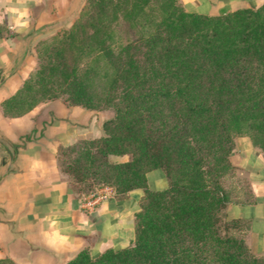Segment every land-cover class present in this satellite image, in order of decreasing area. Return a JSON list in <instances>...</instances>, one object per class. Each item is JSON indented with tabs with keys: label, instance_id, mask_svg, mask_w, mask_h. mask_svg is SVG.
<instances>
[{
	"label": "trees",
	"instance_id": "1",
	"mask_svg": "<svg viewBox=\"0 0 264 264\" xmlns=\"http://www.w3.org/2000/svg\"><path fill=\"white\" fill-rule=\"evenodd\" d=\"M86 3L87 17L47 45L40 68L1 104L7 118L56 100L114 110L103 134L60 145L56 158L75 195L96 185L110 187L117 201L142 192L134 238L120 250H81L66 264H264L238 236L250 221L231 210L255 198L230 161L239 138L264 156V4L208 16L180 0ZM153 12L160 16L148 19L152 31L108 43L115 26ZM89 53L110 69L105 87L88 81V67L81 75ZM155 170L165 189L148 186Z\"/></svg>",
	"mask_w": 264,
	"mask_h": 264
},
{
	"label": "crops",
	"instance_id": "2",
	"mask_svg": "<svg viewBox=\"0 0 264 264\" xmlns=\"http://www.w3.org/2000/svg\"><path fill=\"white\" fill-rule=\"evenodd\" d=\"M81 2L0 0V260L13 264H66L81 250H120L134 238L141 191L123 201L113 195L90 210L70 191L58 168L60 145L102 134L96 112L61 100L17 118L1 112L2 102L32 70L36 43L44 34L68 27ZM180 2L187 11L208 16L264 4V0ZM233 156L234 166L247 174L255 202L235 206L231 212L250 221L247 244L264 254V156L247 138L236 140Z\"/></svg>",
	"mask_w": 264,
	"mask_h": 264
},
{
	"label": "rangeland",
	"instance_id": "3",
	"mask_svg": "<svg viewBox=\"0 0 264 264\" xmlns=\"http://www.w3.org/2000/svg\"><path fill=\"white\" fill-rule=\"evenodd\" d=\"M86 2H87V0H82L81 4L79 5V7L76 11V15H75L74 19L72 20V22L70 23V25L68 27L64 25L62 28H60L58 30H54V32H52V33H46V34H44V38H42L41 40H39L36 43L35 49H34V55H33V61H34L33 62V68L30 71L27 78L33 72L38 70V68H40L39 63L43 62V60L45 59V56L48 55L46 52L47 45H51L54 42H56L57 40H60L61 37H63L64 32L69 31L71 29V27L73 26V24L75 23V21H78L79 18L87 17V15L90 13V9L88 8V5ZM74 8H73V10H74ZM159 16H160V14L155 13V12L148 13V15H146V17L141 16L134 23H130V24L129 23L128 24L123 23V24L115 26L113 32H111V34H110V40L108 43L110 45L121 46V45H124V44L132 41V40H135L140 35L144 34L147 30L152 31L154 29V24L150 25V24H146V23H147L148 19H155L156 20L157 17H159ZM80 63H82V64H80ZM80 66L82 67L81 68V75L83 74L82 71L84 72V69L86 67L89 68L88 71L90 74V76H89L90 78H88V81H90L92 84H94L95 88L99 89L100 87H105L106 84L108 83L110 77H111V72L109 71L110 69L108 68V66L105 65V63L102 61V59L94 57V55H92L91 53L86 54V57H84V58H82V60H80L79 67ZM62 98H64V97L62 96ZM56 101H58V100H56ZM45 103H49V102H45ZM41 104H44V103H39L37 106H39ZM94 112H96V115L98 116V121L100 122V126H101V132L103 134V131H102L103 123H105L106 121H108L114 117V110H113V108H107V107L103 106V108L101 110H98V111L96 110ZM79 140H86V139H77L75 142H78ZM75 142H73L72 144H66V145H73ZM233 157L234 156L232 153V155L230 156V161L232 162V164H233V161H232ZM127 159H128L127 157H123V158H113L112 160L113 161H119V162H125V161H127ZM147 177H148L147 178L148 179V186L151 189L161 190V189H165L167 187V181L165 179V176L160 170H155V171L150 172L147 175ZM247 179L248 178H247V174L245 173V171L241 170V171L237 172V181L238 182H240V183L247 182L248 183ZM106 188L111 189L110 187H107V186L106 187H100V186L96 185L91 190L84 191L83 194H79L76 196L79 197L81 202H83L84 199L86 200V199L96 198L97 196H99L102 193V190L106 189ZM228 188L229 189L231 188L230 184H228ZM110 192L113 196L114 192L112 189ZM94 207H91V208L89 207L88 209L91 210L92 208L94 209ZM248 231H250V230L248 229L247 232L244 230V233L238 234V236H242V234H243V236L246 239V243H247ZM249 248H250V246H249ZM254 250H252V248H250V251L254 256L260 257V258L264 257V254L258 253L256 251V249H254Z\"/></svg>",
	"mask_w": 264,
	"mask_h": 264
},
{
	"label": "built area",
	"instance_id": "4",
	"mask_svg": "<svg viewBox=\"0 0 264 264\" xmlns=\"http://www.w3.org/2000/svg\"><path fill=\"white\" fill-rule=\"evenodd\" d=\"M110 191H111V189L106 188V189H103L102 193L99 196H97L96 198L86 199V200L84 199L82 202V206L85 208H89V207L91 208V207H94L95 205H97L98 203H100L101 201H105V200L111 198L112 194Z\"/></svg>",
	"mask_w": 264,
	"mask_h": 264
}]
</instances>
